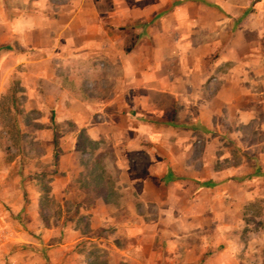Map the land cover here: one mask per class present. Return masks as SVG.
I'll return each mask as SVG.
<instances>
[{
    "label": "rangeland",
    "instance_id": "1",
    "mask_svg": "<svg viewBox=\"0 0 264 264\" xmlns=\"http://www.w3.org/2000/svg\"><path fill=\"white\" fill-rule=\"evenodd\" d=\"M236 1L239 7L254 0ZM96 7L106 26L119 35L118 40L124 38L126 47L133 32L132 21H118L116 16L120 11L110 0H99ZM176 7L174 1L170 9ZM154 45L152 37H147L129 53L125 48H109L107 56L103 57L94 52L91 55L92 68L78 66L72 79L68 68L53 70L52 63L48 64V69L34 70L37 76L33 75L34 84L32 77L23 75L20 67L14 72L12 85L1 95L0 101L14 88L17 106L28 115L24 117L14 110L10 101L5 103L11 108V114L7 113L5 106H0V173H7L5 177L0 174V194L7 187H18L22 192V206H25L33 191L38 193V207L33 214L12 212L10 205L0 196V264H15L14 261L27 257L28 249L33 252L34 248L29 247L35 246L30 241L32 237L48 242L72 237L75 235L72 232L74 226L80 229L81 234H78L82 238L79 244L90 256L87 264H117L115 249L100 245V239L107 232L90 229V224L94 220L102 221L103 228L109 230L110 235L117 236L112 228L119 219L126 217L148 221L152 224V232L156 227L162 232L155 245L146 240L141 250L146 254L153 246L149 254L162 260L156 263L151 257L140 264H171L167 241L174 236L169 233L178 227L186 228L196 218L204 222L205 235L211 238L215 222L230 221L237 225L236 231L245 243L241 252L246 253V264H264V132L255 129L264 118H254L244 125L238 122L239 117L226 115L216 118L207 127L196 122L194 117H182L184 110L180 99L157 101V108L162 110L159 115L154 111L133 117L123 115V100L118 93L120 81L123 82L120 79L121 63L139 58L155 65L159 58L169 56L168 48H152ZM170 51L173 71L179 73V49ZM80 55L77 63L85 65V54ZM52 71H57L60 77L44 76ZM101 82L105 85L101 86ZM129 87L132 90V84ZM76 88L78 92L74 94ZM70 90L73 92L71 97L79 99L72 106L75 99L68 95ZM154 92L152 96L162 97ZM84 104L89 109L86 110ZM252 106L255 113H261L258 105ZM52 110L56 130L50 120ZM188 122L196 125H186ZM82 127L91 139L85 150L78 146ZM233 129L236 133L232 132ZM54 135L58 141L57 159L53 156L56 149ZM131 142L138 143L129 146ZM221 154L229 157L220 159ZM171 160L177 166L170 165ZM172 167L183 168V172L201 180L180 181L175 178L163 183L152 180V191L142 189L141 192L142 202L146 204L144 213L137 216L131 210H121L122 205L127 207V203L133 200L130 191L120 182L125 171H152L156 174L171 171L178 175ZM218 176L241 179L228 183L223 179L219 181ZM94 177L103 180L105 190L111 194L114 203L118 201V206L104 207L101 195L93 188ZM91 210H97L94 211L95 218ZM165 224H168L167 228ZM188 234L182 248L197 255L196 249L192 251L186 245L196 236ZM212 247L206 249L205 255L212 253ZM124 264L135 263L128 261Z\"/></svg>",
    "mask_w": 264,
    "mask_h": 264
},
{
    "label": "crops",
    "instance_id": "2",
    "mask_svg": "<svg viewBox=\"0 0 264 264\" xmlns=\"http://www.w3.org/2000/svg\"><path fill=\"white\" fill-rule=\"evenodd\" d=\"M110 1L116 10L120 11L116 16L118 21H132L133 32L130 38H135L129 42L133 44L132 49L147 37H152L155 43L152 48L169 49V56L167 54L159 58L155 65H152L150 60L141 61L139 58L121 63L120 79H123V82L120 81L118 93L123 100V115L133 117L143 112L149 114L148 111L159 115L162 110L157 108V101L180 99L183 101L182 117H194L196 122L199 121L207 127L212 125L216 118L226 115L239 117L238 122L244 125L252 122L254 118H264V0H254L239 7L236 0ZM174 1L178 7L171 10ZM98 3L99 0H0V97L12 85L13 75L18 67L23 75L32 77L33 84L34 77H37L34 70L48 69L50 63L53 70L68 68L72 79V74L76 75L78 66L92 68L94 62L91 61V55L94 52L103 57L107 56L109 48H126L124 38L118 40L119 35L111 32L106 26L97 10ZM249 7L251 8L248 9ZM175 48L180 52L179 73H174L170 61V50ZM82 53L85 54V65L77 63L78 56ZM51 75L60 77L57 71L46 73L44 76ZM74 82L76 83V80ZM103 84L105 85L101 82V86ZM131 84L132 90L129 87ZM77 90H74V94H77ZM153 90L162 97L158 99L152 96ZM71 93L73 92L70 90L68 95L75 101L70 106L79 100L76 96L71 97ZM254 104L259 106L261 113L254 112ZM87 107L84 104L86 110ZM208 120H211V123ZM186 125L196 124L188 122ZM255 129L264 132V119ZM232 132L236 133L234 129ZM137 143L131 142L129 146ZM226 157H229L228 154H221L220 159ZM169 164L177 166L172 160ZM173 169H176L178 175L171 171L162 174L152 171H125L120 176V182L130 191L133 200L127 203V207L122 205L121 210H131L137 216L144 213L146 210L143 207L146 204L142 202L141 192L142 189L152 191V180L161 183L170 182L175 178L180 181L201 180L200 177H192L188 172H183V168ZM220 172L221 170L219 174ZM0 174L1 177L7 176V173ZM218 179L231 183L241 177L218 176ZM217 184L220 186V182ZM198 185L196 187H200ZM10 188L7 187L0 194L1 200L10 205V210L35 213L38 207V193L32 191L30 202L22 206V192L18 187ZM149 197L152 203V192ZM100 198L106 209L119 205L118 201L106 203L101 196ZM94 211L97 212L91 210V213L93 212L92 216L95 218ZM102 220L106 222L103 217ZM103 225L102 221L94 220L90 229L107 232L100 239V245L106 248L112 246L115 249L117 264L128 261L140 264L142 260L147 261L151 257L156 263L159 259L162 260L159 256L149 254L153 246L146 254L141 252L146 240L155 245L158 236H162L160 227H156L152 232V224L148 221L126 217L119 219L114 225L112 229L117 236H112ZM167 225L165 224L166 228ZM205 228L204 222L196 218L186 228L171 230L169 235L174 236V239L169 237L167 241L171 255L168 260L171 264H246V253L241 252L245 243L236 231L237 225L230 221L215 222L212 238L205 235ZM72 232L75 234L72 237H63L51 242L32 237L30 241L35 246L29 247L34 248V251L28 249L27 257L14 261L15 264H87L90 256L79 244L82 238L79 236V227L74 226ZM188 233L196 237L194 241H187L186 245L190 246L192 251L196 249L197 255H191L193 252L182 248ZM179 243V246L176 245ZM211 245L212 253L205 255L206 249ZM221 245L222 248L219 249Z\"/></svg>",
    "mask_w": 264,
    "mask_h": 264
},
{
    "label": "trees",
    "instance_id": "3",
    "mask_svg": "<svg viewBox=\"0 0 264 264\" xmlns=\"http://www.w3.org/2000/svg\"><path fill=\"white\" fill-rule=\"evenodd\" d=\"M135 38H131V40L133 41ZM132 43H130L128 46H126L125 51L129 52L132 49ZM10 101L11 106L14 108V110L18 111L22 116L26 117L28 115V113L26 111H24V109H21L17 106L16 101H17V97L14 94V88L11 89L10 93L4 98V100L0 101V106H5L6 107V111L8 114H11V108L6 105L5 102ZM50 120L51 123L54 125V130H56L57 128V124H56V120H55V112L52 110L51 112V116H50ZM91 143V139L89 138V136L87 135L85 129H81L79 132V136H78V146L80 149L85 150L87 149V146H89ZM54 146H55V151H54V158L57 159L58 157V153H57V148H58V141L56 138V135H54ZM94 184H93V188L96 189V191H98V194L101 195L102 199L106 202V203H114L113 199L111 198V194H108L106 189L105 184L103 183V180L99 177H94Z\"/></svg>",
    "mask_w": 264,
    "mask_h": 264
}]
</instances>
